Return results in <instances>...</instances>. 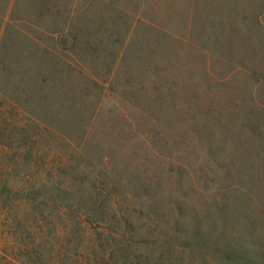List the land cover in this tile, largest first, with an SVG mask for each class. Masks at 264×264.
<instances>
[{
  "label": "rangeland",
  "instance_id": "rangeland-1",
  "mask_svg": "<svg viewBox=\"0 0 264 264\" xmlns=\"http://www.w3.org/2000/svg\"><path fill=\"white\" fill-rule=\"evenodd\" d=\"M0 170V264H264V0H0Z\"/></svg>",
  "mask_w": 264,
  "mask_h": 264
},
{
  "label": "trees",
  "instance_id": "trees-1",
  "mask_svg": "<svg viewBox=\"0 0 264 264\" xmlns=\"http://www.w3.org/2000/svg\"><path fill=\"white\" fill-rule=\"evenodd\" d=\"M4 175H6L5 171L0 170V199L2 198V195L5 194L4 199L9 201L8 204L3 205V212H9L15 207H27L29 204V196L38 187H35V185L24 184L25 181L23 180L19 185H9L6 178H3ZM59 189L62 192L71 193L70 188L68 187L62 186L59 187ZM76 207L79 208V206ZM35 208L37 209V207ZM35 208L30 209L32 210V216L36 217L37 212ZM67 208L69 207L59 205L57 211L65 213ZM97 209L98 206L96 205L88 207V214H91L92 216ZM84 214L86 213L75 214L74 224L77 229H80L81 233L77 237L71 236L68 240L69 244L75 246L74 250H69L68 248L62 250L59 244L55 243V246L45 254L43 252L44 237L42 236L41 231H39L34 235V238L28 243V245H24L22 258L16 262L19 264H110L109 253H105L95 247L92 249L91 246H89L90 234L86 230V220L83 218ZM99 220L101 219L94 218L92 222L98 224ZM97 226L98 228H102L100 225ZM59 232L60 231L57 227L53 228V239H58L60 236Z\"/></svg>",
  "mask_w": 264,
  "mask_h": 264
}]
</instances>
